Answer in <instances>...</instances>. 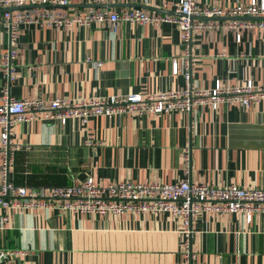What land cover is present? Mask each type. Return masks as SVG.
<instances>
[{
    "label": "crops",
    "instance_id": "1",
    "mask_svg": "<svg viewBox=\"0 0 264 264\" xmlns=\"http://www.w3.org/2000/svg\"><path fill=\"white\" fill-rule=\"evenodd\" d=\"M177 2L134 1L109 8L171 13ZM196 2L199 7L228 9L249 0ZM91 4L69 0L60 9L84 10ZM7 48L8 35L0 25V57ZM184 52L180 32L170 23L119 21L114 30L105 25H23L9 90L16 98L45 100L181 90L184 76L172 74V62L177 60L182 68ZM189 61L195 89L211 88L216 80L224 87L249 80L255 87L264 85V29L195 33ZM3 84L0 70V103ZM12 130L20 148L11 178L26 188L79 184L88 176L98 185L116 180L177 182L185 177V149L190 150L192 183L264 188V102L247 107L222 103L214 109L199 105L190 112L166 114L125 112L90 117L86 123L77 118L64 124L35 119L17 123ZM57 204H0V250L12 252L0 258V264H264V213L254 214L250 222L239 212L199 214L186 259L179 216L77 215ZM3 215L8 216L4 223Z\"/></svg>",
    "mask_w": 264,
    "mask_h": 264
},
{
    "label": "built area",
    "instance_id": "2",
    "mask_svg": "<svg viewBox=\"0 0 264 264\" xmlns=\"http://www.w3.org/2000/svg\"><path fill=\"white\" fill-rule=\"evenodd\" d=\"M86 1L105 6L65 11L60 8L67 7L69 0H0V25L8 35V48L0 57V70L4 78L0 103V204L7 208L48 207L55 201L60 209L77 215H122L132 212L179 216L185 238L183 253L188 259L193 223L199 214L239 212L250 222L254 214L264 213V188H243L237 185L219 188L208 183L190 182L189 149L183 152L185 177L177 182L141 183L116 180L106 185H98L92 176H88L79 184L26 188L15 184L11 178L15 153L20 148L14 140L12 128L17 123L35 119L56 120L64 124L68 119L77 118L86 123L90 117L110 118L125 112H135L138 115L166 114L190 112L199 105H209L214 109L222 103H239L247 107L264 102V85L255 87L251 80L246 84L230 87H224L220 80H216L211 88H192L189 61L191 40L195 33L221 28L264 29V0H249L246 4H238L228 9L199 7L196 0H178L171 13L146 12L141 7L116 11L107 6L112 3L146 0ZM222 17L228 19L219 21ZM119 21L129 24L170 23L178 28L185 52L182 68L177 60L172 62V74L182 72L185 80L183 89L75 100L16 98L10 94L9 87L15 78L18 57L17 39L23 25L36 24L51 28L105 25L114 30ZM236 40H240L238 33ZM87 144L91 145L92 142L88 141ZM1 219L4 223L8 216L3 215ZM11 253L0 250V258H6Z\"/></svg>",
    "mask_w": 264,
    "mask_h": 264
},
{
    "label": "water",
    "instance_id": "3",
    "mask_svg": "<svg viewBox=\"0 0 264 264\" xmlns=\"http://www.w3.org/2000/svg\"><path fill=\"white\" fill-rule=\"evenodd\" d=\"M101 4H91V6H100ZM114 5H121V4H119V3H114V4H109V5H107L108 7H111V6H114ZM131 5H133V4H131Z\"/></svg>",
    "mask_w": 264,
    "mask_h": 264
}]
</instances>
